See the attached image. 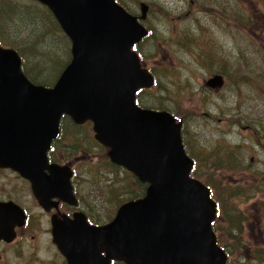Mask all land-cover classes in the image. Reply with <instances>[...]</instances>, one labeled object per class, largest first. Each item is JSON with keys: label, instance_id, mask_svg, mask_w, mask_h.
Wrapping results in <instances>:
<instances>
[{"label": "water", "instance_id": "1", "mask_svg": "<svg viewBox=\"0 0 264 264\" xmlns=\"http://www.w3.org/2000/svg\"><path fill=\"white\" fill-rule=\"evenodd\" d=\"M36 1L70 39L71 59L46 87L32 83L18 53L0 45V166L27 178L43 206L52 195L69 198L71 169L49 165L46 157L60 117L68 115L75 123L91 121L110 161L148 183L144 196L121 204L104 226H89L83 216L53 219L61 253L70 264H226L211 227L216 202L190 175L193 160L182 144L181 121L135 101L136 92L154 82L132 49L149 33L139 21L148 5L140 2L136 16L115 0ZM223 84L220 74L205 81L216 89Z\"/></svg>", "mask_w": 264, "mask_h": 264}, {"label": "rangeland", "instance_id": "2", "mask_svg": "<svg viewBox=\"0 0 264 264\" xmlns=\"http://www.w3.org/2000/svg\"><path fill=\"white\" fill-rule=\"evenodd\" d=\"M2 2L3 41L18 49L30 77L48 78L52 85L69 61V39L47 24L39 2ZM118 2L136 16L140 2L148 5L142 24L151 34L135 49L142 66L153 72L155 84L139 92V104L164 107L181 118L186 152L200 162L196 173L217 186L225 213L216 221L215 231L228 244L233 264H264V194L260 191L264 180L259 188L251 182V171L263 172L264 177V0ZM8 6H13L11 14ZM219 72L226 75L223 87L205 86ZM62 124L68 128L66 119ZM87 136L93 140L86 137L88 157L83 148L72 154L78 163L76 181L93 206V215L108 220L119 199H106L107 182L116 181L111 183L114 186H120L121 180L132 186L135 182L109 164L107 149L94 139L92 126ZM5 175L0 172V188ZM37 214L43 225L45 215L40 210ZM233 214L237 215L234 223L229 221ZM258 251L263 253L260 259Z\"/></svg>", "mask_w": 264, "mask_h": 264}, {"label": "flooded vegetation", "instance_id": "3", "mask_svg": "<svg viewBox=\"0 0 264 264\" xmlns=\"http://www.w3.org/2000/svg\"><path fill=\"white\" fill-rule=\"evenodd\" d=\"M62 118L68 121L67 133L65 131L64 134L60 128L58 137L51 142L46 152V157L49 165L69 167L72 170V176L69 178L71 196L61 198L52 195L48 198L47 205L43 206L34 196L31 183L27 178L10 167L0 166V172H6L4 187L0 188V264H70L54 241L52 220L76 222V219L82 220L81 216H83L87 225L92 227H101L111 220L101 219L102 214L93 215L94 208L87 201V197L83 196L76 181L78 163L72 159V154L75 155L72 153L74 149L72 142L75 140L80 142L77 147L83 148L87 152L85 156L88 157L86 146L81 144L83 143L81 131L77 130L76 126L80 127L85 123L92 126V124L90 121L75 123L69 116ZM248 129L246 126L245 130ZM60 147L62 149H59ZM258 172L251 171L252 179H254L251 182L259 188L264 177L263 172ZM49 174L48 170L44 171L45 176ZM1 181L3 182V179ZM260 191L264 194V187ZM39 210L45 215L43 225L39 223L37 214ZM33 212H36L37 217ZM261 216L264 219V215ZM246 240L249 239L246 237ZM44 249L48 252H44ZM258 254L260 259L263 253L258 251ZM99 255L106 257L105 251H101ZM229 258V264H233L231 252ZM108 264L125 263L121 260L109 259Z\"/></svg>", "mask_w": 264, "mask_h": 264}, {"label": "trees", "instance_id": "4", "mask_svg": "<svg viewBox=\"0 0 264 264\" xmlns=\"http://www.w3.org/2000/svg\"><path fill=\"white\" fill-rule=\"evenodd\" d=\"M2 4H3V2H2V0H0V9H2ZM40 5H41V7L43 9L42 10L43 11V17L47 21V24H50L51 23L54 27H58V29H60L59 26H58V24H57V22H56V20H55V18L53 17V15L51 14V12L48 10V8L46 6H44V5H42V4H40ZM12 7L13 6H8L7 7V12H9L10 14L12 13L11 12ZM35 23H30V24L33 25ZM41 23H42V21H41ZM0 33H1V27H0ZM148 37H150V36H148ZM148 37H146L145 39H147ZM3 40L4 39H3L2 35L0 34V42L1 41L4 42ZM5 44H6V46H8L7 43H5ZM139 45L140 44H138L137 46H139ZM14 49L19 53V51H18V49H16V47H14ZM22 68H23V71L25 72V74L27 75V77L33 83L41 84V85H44V86H50L51 85V81L48 78H45L46 80H43V79L42 80L34 79L33 77H30L29 76V73H28L27 69H25V67L22 66ZM38 72H40V71L38 70ZM219 73L222 74L226 78V75L224 73H222V72H219ZM38 78H41V77L38 75ZM157 108H160V107H157ZM161 109H164V107H161ZM89 127L90 126L87 123H85L83 125H80V127L76 126V129L77 130L79 129L81 131V136L83 138V143H81V144H83V145L90 143V142L86 141V137H89V141H93L90 136H87V133H89ZM61 130H62V132L64 134H65V131L67 133V129L64 128V124H62ZM64 134H63V136H64ZM63 136H62V138H63ZM79 143L80 142H78L77 140H75V142L74 141L72 142V146H74V149H73V152L72 153H76L78 151L79 148L77 147V144H79ZM214 157L216 158V155ZM220 157L223 158L222 156H220ZM226 157L229 158L230 157V154L227 153L226 154ZM194 162L195 163H194V168L192 170V176H194L195 178L200 179L201 181H203L205 184H207L211 188L212 194H213L214 198L218 202V206H219V210H220V216H219V218H220L222 216L223 212H224V208H223V205H222V201H221V199H220V197H219V195L217 193V186L215 184H213V183H211V184L207 183V180L205 178L201 177L200 175H198L196 173V170H198V168H199V167L197 168V166L200 165V162H199L198 159H195ZM109 164L112 165V166H114V167H116V168H120L121 170H123L124 173L129 174L131 176V178H133V180L135 182L133 186L130 185V184H128L127 181H124V180H121L119 182L121 184L120 186H114V185L111 184L112 182H116V181H108L107 182V185H106V188H105L106 199H108V200L119 199L117 202H115V207H114V210H115V208L120 203H122L124 201V199H127V198H123L124 196L131 195L128 198H136V197H139L142 194H144L146 184L145 183H141L140 181H138L132 174L128 173L123 168L118 167L117 165L112 164V163H109ZM212 168H217V167L214 166ZM228 216H229V214H228ZM236 219H237V215L236 214H233V216L229 217V221H231L233 223L236 221ZM238 226H240V225H238ZM217 238H218L219 244L221 246H223L225 250H227L226 252L230 253L231 250H229L228 244L225 241H223V239L221 238V235L219 233L217 235Z\"/></svg>", "mask_w": 264, "mask_h": 264}]
</instances>
